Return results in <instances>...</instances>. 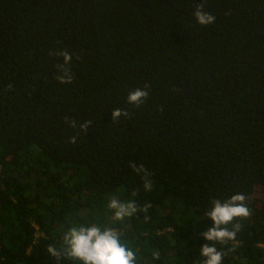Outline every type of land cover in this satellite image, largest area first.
I'll return each mask as SVG.
<instances>
[{"label": "trees", "instance_id": "trees-1", "mask_svg": "<svg viewBox=\"0 0 264 264\" xmlns=\"http://www.w3.org/2000/svg\"><path fill=\"white\" fill-rule=\"evenodd\" d=\"M237 193L250 215L215 246L264 264V0H0V264H79L47 248L82 224L136 264H203L212 202ZM112 197L151 206L116 220Z\"/></svg>", "mask_w": 264, "mask_h": 264}, {"label": "clouds", "instance_id": "clouds-1", "mask_svg": "<svg viewBox=\"0 0 264 264\" xmlns=\"http://www.w3.org/2000/svg\"><path fill=\"white\" fill-rule=\"evenodd\" d=\"M203 3L198 4L194 12L197 22L202 26H207L215 22V17L203 10ZM52 54V53H50ZM63 56L64 65L70 64L72 60L71 53L68 51L60 52ZM64 65H58L61 74L56 79L61 83H71L72 75ZM148 85H145L147 88ZM148 92L144 89L137 88L128 94V103L141 105L147 99ZM113 120L120 117H127L129 114L121 109L113 110ZM91 122H85L80 125L87 131ZM72 126L76 124L73 121ZM71 143L76 142V137L71 138ZM137 174L144 176V190L151 191L152 183L149 173L143 164L130 165ZM246 197L242 193L231 196L226 201L214 200L213 207L208 211L207 216L214 222V226L203 232V237L212 244L205 243L200 248V253L206 259L203 264H222L223 252L218 250L215 242L224 243L236 237L241 225L236 223L233 230H229L227 225L231 224L235 218L248 217L250 210L245 204ZM151 205H145L143 209L139 208L134 201L122 202L116 197H112L108 207L114 211L116 220H123L125 217H132L141 211L147 212ZM147 219V217H145ZM65 249L57 250L54 246H48L47 252L53 257L59 259L66 256L67 259L77 261L79 264H136V255L125 244L121 243L120 233L112 228L101 227L97 225H80L71 228L64 237ZM154 259L159 258V253L153 254Z\"/></svg>", "mask_w": 264, "mask_h": 264}]
</instances>
